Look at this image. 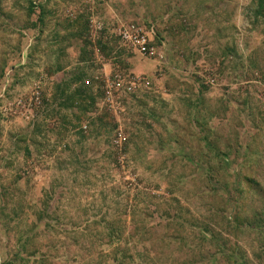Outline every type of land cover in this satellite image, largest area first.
<instances>
[{
    "label": "rangeland",
    "instance_id": "374dc122",
    "mask_svg": "<svg viewBox=\"0 0 264 264\" xmlns=\"http://www.w3.org/2000/svg\"><path fill=\"white\" fill-rule=\"evenodd\" d=\"M0 264H264V0H0Z\"/></svg>",
    "mask_w": 264,
    "mask_h": 264
},
{
    "label": "built area",
    "instance_id": "2783aa9c",
    "mask_svg": "<svg viewBox=\"0 0 264 264\" xmlns=\"http://www.w3.org/2000/svg\"><path fill=\"white\" fill-rule=\"evenodd\" d=\"M102 1V0H98ZM92 28L94 30H100L101 24L92 22ZM152 30V27H151ZM116 35L125 43L129 44V46L139 55L145 58H154L157 54L156 49L149 43L148 34L143 30L137 27V25H119L116 28ZM137 84H141L142 86L147 87L148 82L139 81L138 79L131 78L125 85L124 89L126 91H133ZM106 98L108 100L111 99L112 91L110 89H115V91L122 88L121 78L118 76L112 83L107 86Z\"/></svg>",
    "mask_w": 264,
    "mask_h": 264
}]
</instances>
